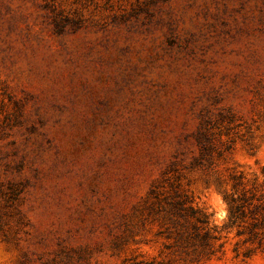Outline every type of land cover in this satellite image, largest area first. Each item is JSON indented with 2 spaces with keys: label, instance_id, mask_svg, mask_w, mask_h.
<instances>
[{
  "label": "rangeland",
  "instance_id": "rangeland-1",
  "mask_svg": "<svg viewBox=\"0 0 264 264\" xmlns=\"http://www.w3.org/2000/svg\"><path fill=\"white\" fill-rule=\"evenodd\" d=\"M174 194L212 255L176 251L151 209ZM243 194L264 199V0H0V264H264L227 226Z\"/></svg>",
  "mask_w": 264,
  "mask_h": 264
},
{
  "label": "trees",
  "instance_id": "trees-1",
  "mask_svg": "<svg viewBox=\"0 0 264 264\" xmlns=\"http://www.w3.org/2000/svg\"><path fill=\"white\" fill-rule=\"evenodd\" d=\"M233 188L240 185L238 178L232 176ZM244 193L245 190H242ZM171 201H165L161 205L158 199L153 203L152 211L159 214L161 219H169L174 235V247L180 254L192 257L210 256L214 253V244L220 239V232L212 225L210 214L205 210L194 207L190 201L174 194ZM228 207L227 226H232L239 220L246 223L253 239L261 241L264 235V199L255 194L226 198ZM157 204L158 206H155ZM164 212V213H162Z\"/></svg>",
  "mask_w": 264,
  "mask_h": 264
}]
</instances>
